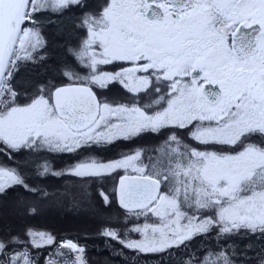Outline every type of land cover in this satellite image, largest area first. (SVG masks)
<instances>
[{
	"label": "snow or ice",
	"instance_id": "snow-or-ice-1",
	"mask_svg": "<svg viewBox=\"0 0 264 264\" xmlns=\"http://www.w3.org/2000/svg\"><path fill=\"white\" fill-rule=\"evenodd\" d=\"M52 208L122 264H264V0H0V264H94Z\"/></svg>",
	"mask_w": 264,
	"mask_h": 264
},
{
	"label": "trees",
	"instance_id": "trees-1",
	"mask_svg": "<svg viewBox=\"0 0 264 264\" xmlns=\"http://www.w3.org/2000/svg\"><path fill=\"white\" fill-rule=\"evenodd\" d=\"M141 143L145 146H149L153 144L154 141L149 139L146 141H142ZM131 147H134V145L122 146L121 148L116 149L115 151L109 153L108 155L110 157H115L119 155V153L122 151L124 152L129 151ZM67 211L68 210H66V213ZM66 213L63 214L67 215ZM85 216L86 215H82V217L84 218L81 217L84 222L82 223V225L74 226L77 227L76 229H69L67 225L66 227L62 225L59 227L58 224H56V221L52 222L53 226H48V225L44 226L43 224L44 222H41L42 220L39 219V215L33 219L28 220L26 223L27 225L33 228L49 231L54 235H56L58 239L72 238L79 240L81 243H86L89 248V253H88L89 258L94 262V264H96V262L101 261L102 259L109 260L111 264H122L121 260L111 257L107 252L103 253V255H100L96 250H94L95 248H98L101 243L99 237L96 235L98 226L96 223L93 222V220L89 216L86 217ZM55 218L56 216H52L50 219L54 220Z\"/></svg>",
	"mask_w": 264,
	"mask_h": 264
},
{
	"label": "rangeland",
	"instance_id": "rangeland-1",
	"mask_svg": "<svg viewBox=\"0 0 264 264\" xmlns=\"http://www.w3.org/2000/svg\"><path fill=\"white\" fill-rule=\"evenodd\" d=\"M63 213H66V209L62 210V209H58V208H52V209L46 210L44 213L40 214L39 219L42 220L41 222H44L43 223L44 226L45 225L53 226L52 222L56 221V224H58L59 227L61 225L66 227V225H67L69 229H76L77 227H74V226L82 225V223H84L82 220V218H84V217H82V215H77V214H74L70 211H67V213H66L67 215H65ZM52 216H56V218L54 220H51L50 218Z\"/></svg>",
	"mask_w": 264,
	"mask_h": 264
},
{
	"label": "flooded vegetation",
	"instance_id": "flooded-vegetation-1",
	"mask_svg": "<svg viewBox=\"0 0 264 264\" xmlns=\"http://www.w3.org/2000/svg\"><path fill=\"white\" fill-rule=\"evenodd\" d=\"M93 4H102L104 0H91Z\"/></svg>",
	"mask_w": 264,
	"mask_h": 264
}]
</instances>
